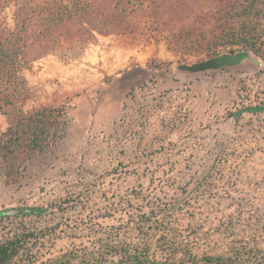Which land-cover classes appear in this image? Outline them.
<instances>
[{
  "label": "rangeland",
  "instance_id": "1",
  "mask_svg": "<svg viewBox=\"0 0 264 264\" xmlns=\"http://www.w3.org/2000/svg\"><path fill=\"white\" fill-rule=\"evenodd\" d=\"M242 1L125 5L115 31L61 41L20 69L21 108L68 102L70 123L19 184L5 186L0 167V211L44 208L41 216L0 219V238L23 228L32 234L15 264H117L106 236H133L124 244L141 248L149 235L148 247L160 253L164 232L198 258L264 264V112L232 115L264 103V69H177L205 58L194 53L196 37L226 29V14ZM18 3L0 0V21L11 30ZM227 50L219 47L208 64L226 66ZM160 62L169 68L149 67ZM6 127L0 114V133Z\"/></svg>",
  "mask_w": 264,
  "mask_h": 264
},
{
  "label": "trees",
  "instance_id": "2",
  "mask_svg": "<svg viewBox=\"0 0 264 264\" xmlns=\"http://www.w3.org/2000/svg\"><path fill=\"white\" fill-rule=\"evenodd\" d=\"M138 2L137 4V0H19L14 14L13 29L7 28L0 21V114L7 119L6 129L0 133V167L5 186L19 184L29 163L36 156L52 152L64 138L65 130L70 123L68 102L40 105L29 111L21 108L19 98L25 89L24 82L18 75L20 69L35 59L53 52L55 47H61V41H67L71 45L79 42L84 33L92 36L93 33L115 31L125 13V5L131 4L135 9L143 5L142 0ZM226 24V29L210 38H205L203 34L196 37L199 49L194 53L205 58L192 65L178 63L177 69L188 73L205 71L207 66L212 67L208 60L220 55L217 51L219 47L228 49L227 55L232 59L226 61L227 64L235 62L237 57L230 55L240 51L264 60V0H243L237 9L226 14ZM205 41L206 44H203ZM166 44L169 45V41L166 40ZM169 66L170 64L165 62L149 65L154 70H167ZM223 68L224 66H221L219 70ZM244 112L262 113L264 103L244 107L232 115L239 118ZM51 207L60 206L55 203L51 204ZM16 209L30 212L15 215L10 213ZM43 212L44 208L41 207L9 208L0 211V219L41 216ZM151 214H154L153 218L159 219L154 210H151ZM25 231L23 228L20 234L0 238V264H15V257L25 249L27 240L32 235ZM133 239H135L133 236L118 233L106 236L105 240H109L111 244L106 245L110 247L109 257H118L117 264L236 263L231 258L219 255L203 254L198 258L192 250L180 249L181 243L178 242L180 236L168 232L162 233L157 241L171 248L167 247L166 251L160 253L153 252L148 247V241L151 240L149 235L141 236L140 239L143 241L141 248H131V244H124V241ZM92 260V263L87 264H105L98 263L96 258ZM22 263L35 262L24 259ZM54 264L69 262L59 261Z\"/></svg>",
  "mask_w": 264,
  "mask_h": 264
},
{
  "label": "water",
  "instance_id": "3",
  "mask_svg": "<svg viewBox=\"0 0 264 264\" xmlns=\"http://www.w3.org/2000/svg\"><path fill=\"white\" fill-rule=\"evenodd\" d=\"M236 57H237V60L235 62H233L232 64H229V65H226V66L234 67V66H238V65L246 62V63H250V64L254 65L258 69H264V60H256L255 58L252 57V55L250 53L241 52V53H238V55ZM29 212H30V210L16 209V210H12L10 213L15 215V214L29 213Z\"/></svg>",
  "mask_w": 264,
  "mask_h": 264
},
{
  "label": "crops",
  "instance_id": "4",
  "mask_svg": "<svg viewBox=\"0 0 264 264\" xmlns=\"http://www.w3.org/2000/svg\"><path fill=\"white\" fill-rule=\"evenodd\" d=\"M238 55V53H236V54H234V55H230V56H232V57H236ZM206 61V60H205ZM205 63H207V61L205 62ZM208 68L205 70V71H198V72H195V73H203V72H214V71H218L219 69H213L212 67H209V66H207ZM228 66H224V68H227ZM221 70V69H220Z\"/></svg>",
  "mask_w": 264,
  "mask_h": 264
}]
</instances>
